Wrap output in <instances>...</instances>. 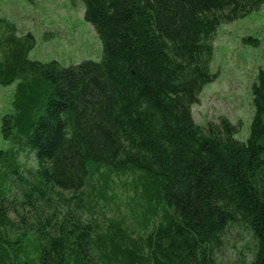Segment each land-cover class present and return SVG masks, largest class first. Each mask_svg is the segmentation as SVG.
Instances as JSON below:
<instances>
[{
	"label": "trees",
	"instance_id": "trees-1",
	"mask_svg": "<svg viewBox=\"0 0 264 264\" xmlns=\"http://www.w3.org/2000/svg\"><path fill=\"white\" fill-rule=\"evenodd\" d=\"M82 2L99 62L29 60L32 35L0 18V85L16 82L1 118L0 264H221L235 225L249 264H264V70L245 142L223 116H192L216 79L217 28L264 0ZM127 176L128 214H115L112 177Z\"/></svg>",
	"mask_w": 264,
	"mask_h": 264
},
{
	"label": "rangeland",
	"instance_id": "rangeland-1",
	"mask_svg": "<svg viewBox=\"0 0 264 264\" xmlns=\"http://www.w3.org/2000/svg\"><path fill=\"white\" fill-rule=\"evenodd\" d=\"M83 13L82 0H0V18L13 23L18 36L28 33L33 37V48L27 58L57 61L63 67L101 60V41ZM245 38L252 41L244 42ZM260 68L264 70V4L217 28L210 63V72L216 74V79L203 87L198 104L193 105L195 122L204 126L223 116L237 127L235 139L245 142L253 115L251 86ZM15 87L16 82L0 85V151L8 147L1 135V118L12 111ZM20 160L24 170L34 168L31 154H22ZM130 178L112 177L114 196L121 202L115 214H128L124 203L133 195L128 186ZM104 212L107 218L117 216L112 211ZM251 252L250 236L235 225L228 230L216 259L221 264H249Z\"/></svg>",
	"mask_w": 264,
	"mask_h": 264
}]
</instances>
